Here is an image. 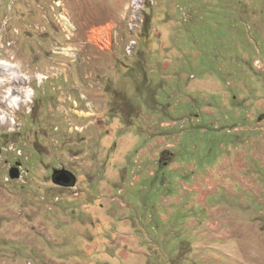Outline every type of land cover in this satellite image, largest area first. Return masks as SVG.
I'll use <instances>...</instances> for the list:
<instances>
[{"label":"rangeland","instance_id":"rangeland-1","mask_svg":"<svg viewBox=\"0 0 264 264\" xmlns=\"http://www.w3.org/2000/svg\"><path fill=\"white\" fill-rule=\"evenodd\" d=\"M128 1L0 0V264H264V0Z\"/></svg>","mask_w":264,"mask_h":264},{"label":"bare ground","instance_id":"bare-ground-1","mask_svg":"<svg viewBox=\"0 0 264 264\" xmlns=\"http://www.w3.org/2000/svg\"><path fill=\"white\" fill-rule=\"evenodd\" d=\"M146 5H147V2H142V5L141 4H133V7L131 9V19H130L131 22H130V24L131 23L133 24V26L131 28H134V30L140 29L139 26L143 25V23L145 22L146 12H145V16H144V9H146ZM108 29L109 28H105L104 32H107L106 30H108ZM0 68H2V69H0V74L2 75V76H0V81L3 84L6 82H10L12 80L18 81L16 78L19 76H23L22 74L19 75L17 71H14L12 69V65L9 62H7V60H0ZM7 92L9 94L7 98L11 99L12 104L20 106V103L22 102V97L19 95V93L13 92L12 88H8ZM7 118L8 117L5 113H0V122L1 121L5 122V120Z\"/></svg>","mask_w":264,"mask_h":264},{"label":"built area","instance_id":"built-area-1","mask_svg":"<svg viewBox=\"0 0 264 264\" xmlns=\"http://www.w3.org/2000/svg\"><path fill=\"white\" fill-rule=\"evenodd\" d=\"M142 2H149L151 5H153V2H150V0H129L128 2V16H131V9L133 7V4H141ZM128 30H129V23H127ZM114 27H110L107 32H104V30H98L97 33L94 34V38H91V41L98 42L97 44L100 46V48H109L114 43ZM144 27H141V32L143 31ZM131 33V30H129ZM96 35V36H95ZM96 37V38H95ZM138 42L137 40H129L128 44L125 47V52L128 55H132V51L136 48Z\"/></svg>","mask_w":264,"mask_h":264},{"label":"water","instance_id":"water-1","mask_svg":"<svg viewBox=\"0 0 264 264\" xmlns=\"http://www.w3.org/2000/svg\"><path fill=\"white\" fill-rule=\"evenodd\" d=\"M66 172L67 170L65 169H55V172L53 174L54 182L63 185H75L77 182V178L75 176H73L72 178ZM10 176L11 178H19L21 176L19 169L17 167L12 168Z\"/></svg>","mask_w":264,"mask_h":264},{"label":"flooded vegetation","instance_id":"flooded-vegetation-1","mask_svg":"<svg viewBox=\"0 0 264 264\" xmlns=\"http://www.w3.org/2000/svg\"><path fill=\"white\" fill-rule=\"evenodd\" d=\"M12 143H14V142H12ZM5 150L6 152H7V154H10L9 152H11L10 150H8L7 149V147L5 146V144H4V147L3 148H0V154L2 153V150ZM15 151V150H14ZM13 151V152H14ZM19 151H17V153H18ZM19 155V154H18ZM162 161V160H161ZM164 163H166V164H168L167 163V161H165ZM17 166H19V167H21V163H18L17 161H11V163H10V168H14V167H17ZM68 175H70L72 178H73V176L71 175V174H69L68 172H66ZM68 186H71V185H68Z\"/></svg>","mask_w":264,"mask_h":264},{"label":"crops","instance_id":"crops-1","mask_svg":"<svg viewBox=\"0 0 264 264\" xmlns=\"http://www.w3.org/2000/svg\"><path fill=\"white\" fill-rule=\"evenodd\" d=\"M129 2V1H128ZM117 14V13H116ZM109 79V77L107 78V80ZM86 114H89L88 112H86Z\"/></svg>","mask_w":264,"mask_h":264},{"label":"trees","instance_id":"trees-1","mask_svg":"<svg viewBox=\"0 0 264 264\" xmlns=\"http://www.w3.org/2000/svg\"><path fill=\"white\" fill-rule=\"evenodd\" d=\"M147 17H148V16L146 15V21H147ZM145 25H146V24H145ZM145 25H144V26H145Z\"/></svg>","mask_w":264,"mask_h":264},{"label":"clouds","instance_id":"clouds-1","mask_svg":"<svg viewBox=\"0 0 264 264\" xmlns=\"http://www.w3.org/2000/svg\"><path fill=\"white\" fill-rule=\"evenodd\" d=\"M133 55V54H132Z\"/></svg>","mask_w":264,"mask_h":264}]
</instances>
